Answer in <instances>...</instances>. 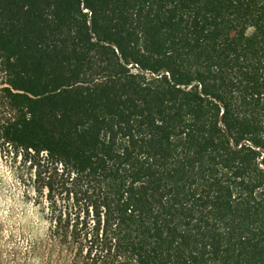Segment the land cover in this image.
<instances>
[{"label":"trees","instance_id":"1","mask_svg":"<svg viewBox=\"0 0 264 264\" xmlns=\"http://www.w3.org/2000/svg\"><path fill=\"white\" fill-rule=\"evenodd\" d=\"M0 65L73 264H264V0H0Z\"/></svg>","mask_w":264,"mask_h":264},{"label":"rangeland","instance_id":"2","mask_svg":"<svg viewBox=\"0 0 264 264\" xmlns=\"http://www.w3.org/2000/svg\"><path fill=\"white\" fill-rule=\"evenodd\" d=\"M4 87L7 75L0 65V123L10 117ZM23 153L0 133V264H73L50 236L54 214L65 212L71 201L65 194L51 200L46 189L36 191L35 169L24 162Z\"/></svg>","mask_w":264,"mask_h":264}]
</instances>
